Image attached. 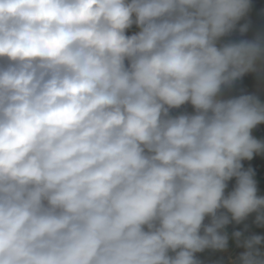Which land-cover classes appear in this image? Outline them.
I'll return each instance as SVG.
<instances>
[{
    "label": "clouds",
    "instance_id": "1",
    "mask_svg": "<svg viewBox=\"0 0 264 264\" xmlns=\"http://www.w3.org/2000/svg\"><path fill=\"white\" fill-rule=\"evenodd\" d=\"M250 8L0 0V264H200L195 253L228 245L218 209L264 223L241 163L264 152L251 134L264 104L217 99L246 73L264 77V35L217 47ZM186 103L195 115H169ZM262 240L244 241L241 264H264Z\"/></svg>",
    "mask_w": 264,
    "mask_h": 264
},
{
    "label": "crops",
    "instance_id": "2",
    "mask_svg": "<svg viewBox=\"0 0 264 264\" xmlns=\"http://www.w3.org/2000/svg\"><path fill=\"white\" fill-rule=\"evenodd\" d=\"M128 2H130V0H128ZM245 23L249 25L248 30L241 34L239 28ZM258 34L264 35V0H251V8L247 15L238 21L236 29L219 38L217 47L219 48L226 43L239 42L245 39L253 40ZM259 64L260 62H258V65ZM246 94L255 95L260 102L264 104V77H261L256 72L246 73L231 85L222 89V100L236 98Z\"/></svg>",
    "mask_w": 264,
    "mask_h": 264
},
{
    "label": "rangeland",
    "instance_id": "3",
    "mask_svg": "<svg viewBox=\"0 0 264 264\" xmlns=\"http://www.w3.org/2000/svg\"><path fill=\"white\" fill-rule=\"evenodd\" d=\"M133 21H135V15H133ZM140 31L141 28L134 22L131 27L125 30V35L132 36ZM258 196L264 197V186L260 188ZM257 215L258 213L253 212L243 221L237 223L231 220L230 214V223L225 226L226 234L228 236V245L226 249L214 250L208 248L198 260L200 264H241L240 256L247 251L243 246L244 241L253 235L264 237V223L258 224L256 222ZM237 231L242 233L239 240L234 236V233ZM255 248L258 251V259H264V240H262L259 245H256Z\"/></svg>",
    "mask_w": 264,
    "mask_h": 264
},
{
    "label": "built area",
    "instance_id": "4",
    "mask_svg": "<svg viewBox=\"0 0 264 264\" xmlns=\"http://www.w3.org/2000/svg\"><path fill=\"white\" fill-rule=\"evenodd\" d=\"M7 63V61L3 58H0V65H5ZM129 61L126 59L125 60V66L128 67L129 66ZM226 87V86H222L221 87V91L220 93L217 95V99H223L222 97V89ZM182 114H187V115H195L196 114V110L195 108L191 105V103H186L184 105H182L180 108H174V109H170L169 110V115L170 116H179ZM252 136L254 138H256L257 140H260L262 142H264V123H261L259 125H257L253 130H252ZM243 165V169L247 170L249 168L254 170V179L256 181L257 184V195L258 192L260 190V188L262 187V185H264V152L259 153V154H254L253 158L251 160H243L242 162ZM227 187L224 190V195L228 196L235 188L236 186V178L233 177L230 180H228L226 182ZM227 214L230 215V213H227L226 209H218L217 214ZM212 221V217L211 216H205L204 221H203V225L201 227L200 230V234L203 235V229L204 226L210 225ZM145 230H147V228L145 227ZM222 233H226V229L225 227L223 229L220 230ZM208 248H206L205 250L201 251V252H197L195 253V258L197 260L200 259V257L207 251ZM180 251V249H177L175 252L172 250H169L168 255L170 257H174L176 255V252Z\"/></svg>",
    "mask_w": 264,
    "mask_h": 264
}]
</instances>
